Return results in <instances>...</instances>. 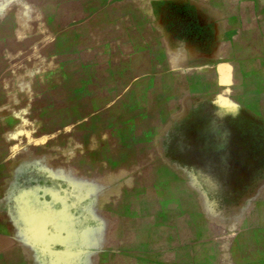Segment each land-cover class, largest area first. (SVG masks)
<instances>
[{
  "label": "crops",
  "instance_id": "0c3cea01",
  "mask_svg": "<svg viewBox=\"0 0 264 264\" xmlns=\"http://www.w3.org/2000/svg\"><path fill=\"white\" fill-rule=\"evenodd\" d=\"M156 2L194 4L213 24L210 38L189 45L167 30L156 41L160 56L138 62L143 50L140 46L155 42L150 25L156 18ZM24 3L25 17L30 19L34 14L47 28L37 33V43H43L44 49H53L63 36L71 34L73 46L69 50L85 53L82 60L74 53L70 59L73 66H104L112 71L109 78L102 77L99 71L90 73L88 82L98 84L99 95L105 98L112 93L108 83L124 87V91L114 90L118 99L131 95L128 104L133 120L128 127L141 136L131 140L135 144L163 146L170 131L202 102L257 115L264 124V0ZM149 4L151 9L145 10ZM143 26L146 34L140 32ZM133 60L136 74L114 76V68L131 67ZM107 109V104L93 111L89 107L85 115L94 114L100 129L110 131L113 129L104 117ZM113 114L122 116L123 112L115 110ZM24 141L18 145L27 148L37 143ZM10 144L11 139H7L6 145ZM118 144H123V139L115 140ZM24 157L25 164L41 167V155L29 153ZM12 160L9 156L0 165V173L8 179L16 169ZM101 160L103 180L97 195L90 193V155L75 154L66 167L67 177L77 176V185L82 184L87 193L68 205L71 208L64 219L71 233L68 243L72 246L68 250L80 260L79 264H264V180L244 189L238 199L220 205L207 188L192 184L185 172L174 170L167 157L133 156L126 161L109 155ZM58 170L54 168V172ZM6 201L4 195L0 201V259L16 257L22 244L18 229L21 222L16 223L7 213ZM51 207L45 216L54 227ZM42 212L40 209L33 214L35 226L41 224Z\"/></svg>",
  "mask_w": 264,
  "mask_h": 264
},
{
  "label": "rangeland",
  "instance_id": "374dc122",
  "mask_svg": "<svg viewBox=\"0 0 264 264\" xmlns=\"http://www.w3.org/2000/svg\"><path fill=\"white\" fill-rule=\"evenodd\" d=\"M24 5V0H0V165L10 156L11 164L16 166L10 179L0 173V201L5 195L4 208L16 223L21 222L18 229L22 240L16 257L0 259V264L80 263L68 250L72 246L68 243L71 233L64 220L71 208L68 205L87 195L82 184L77 185V176L67 177L68 160L75 154L91 156V195H97L102 186L101 159L109 155L126 161L133 156L167 157L174 170L185 172L192 184L207 188L220 205L238 199L244 189L264 180V124L259 116L202 102L170 131L163 146L135 144L133 141L141 136L128 127L133 120L128 104L131 95L118 99L114 90L124 91V87L108 83L112 93L104 98L98 93V84L88 82L90 73L99 71L109 78L112 71L104 66H73L74 53L79 60L85 53L69 50L73 46L71 34L63 36L55 48L44 49L43 43L35 39L47 28L34 14L27 19ZM151 7L149 4L145 10ZM153 8L156 18L150 27L154 28L155 42L140 46L143 50L138 62L160 56L156 41L164 31L189 45L210 38L213 24L194 4L156 2ZM140 32L146 34V28L140 27ZM133 61L131 67L114 68V76L136 74ZM138 70L142 74L141 67ZM103 104H107L104 117L110 122V131L100 129L94 114L85 115L89 107L93 111ZM115 110L123 115L115 116ZM119 117L122 120L116 121ZM116 123L123 126L117 128ZM7 139H11L10 146L6 145ZM25 139L37 143L27 148L19 146L18 142ZM120 139L123 144L115 145ZM29 153L41 155L40 168L22 161ZM79 164L82 168V159ZM50 207L54 210V227L45 216ZM40 209L43 218L35 226L32 216ZM28 218L31 221H26Z\"/></svg>",
  "mask_w": 264,
  "mask_h": 264
}]
</instances>
